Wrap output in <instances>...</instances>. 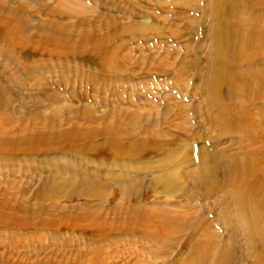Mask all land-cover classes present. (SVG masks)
Here are the masks:
<instances>
[{
    "label": "rangeland",
    "instance_id": "rangeland-1",
    "mask_svg": "<svg viewBox=\"0 0 264 264\" xmlns=\"http://www.w3.org/2000/svg\"><path fill=\"white\" fill-rule=\"evenodd\" d=\"M17 1L26 4L28 0L8 2L15 6ZM35 1L41 3L37 12L31 16L28 9L25 11L32 23L48 18L42 12L44 0ZM47 1V5H54ZM209 1L79 0L102 15L94 20L101 25L98 34L119 33L109 45L110 51L117 49L119 55H129L125 63L121 56L114 59L119 71L110 70L95 53L57 57L26 48L7 58L0 52L1 87L9 76L3 96L17 108L23 101L44 104L40 121H33L25 110L19 117L23 122L16 114L12 116L13 128L33 124L62 129L75 126L82 134L78 144L93 152L0 151V221L6 224L0 225V264H197L184 262L192 256L184 234L175 242L170 239L169 250L160 252L134 232L110 231L123 224V210L135 204L172 208L179 213L191 211L196 216L193 223L200 217L204 225L209 223L218 244L237 238L232 241L230 254L241 255L246 232L239 214L231 202L216 200L223 196L222 191L205 196L197 171L200 155L217 153L219 147H227L230 154L241 143L233 141L230 134L223 136L222 142L214 139L219 135L210 116L215 114L214 98L202 84L207 65L213 61L210 33L214 21ZM112 18L119 23L115 27L110 25ZM132 23L130 30L121 31L122 26ZM75 29L80 32L82 28L77 25ZM1 43L0 39V49ZM25 65L34 74L31 78L24 77ZM84 105L91 109L94 120L83 118L79 110ZM119 110L136 113V121L117 124ZM147 119L152 121L149 125L153 123L149 127L145 126ZM143 125L166 132L158 136L162 145L137 147L134 151L139 158L113 157L104 143L108 130L125 133L137 129L131 131V141L124 138L125 148L132 140L139 143L144 138ZM66 143L60 140L59 147H68ZM164 167L174 173L170 190L155 182V175ZM62 175L103 183L104 194L95 198L78 193L74 184L56 190L50 180ZM91 211L98 217L83 216Z\"/></svg>",
    "mask_w": 264,
    "mask_h": 264
},
{
    "label": "bare ground",
    "instance_id": "bare-ground-1",
    "mask_svg": "<svg viewBox=\"0 0 264 264\" xmlns=\"http://www.w3.org/2000/svg\"><path fill=\"white\" fill-rule=\"evenodd\" d=\"M8 1L0 2V39L3 45L0 52L7 58H12L15 53L26 48L41 51V55L46 53L57 57L95 53L104 65L116 71L119 69L115 66L114 59L117 60V57L121 56L124 63L129 60V55H119L117 49L109 50L110 40L119 33L106 36L98 34L101 25L95 24L94 20H100L102 15L86 8L79 0H46L54 3L52 6L47 5L44 0L42 12L48 18L44 21L39 19L36 23H32V20L25 16V11L28 9L33 16L41 5L39 1L28 0L26 4L24 1H17L15 6ZM209 3L211 19L214 21L210 33L213 61L207 65L202 84L214 98L212 105L215 114L210 116L219 129V135L214 139L222 142L223 136L230 134L233 141L241 143L235 146V150L230 154L227 147H219L217 153L200 155L197 171L205 196L222 191L223 196L216 200L222 204L231 202L239 214L238 218L245 226L246 232V241L244 240L239 251L241 255L230 254L233 249L232 241H238L237 238L232 237V241L229 238L218 244L219 239L211 232L209 223L204 225V219L201 217L193 223L196 216L191 211L179 213L172 208L135 204L134 207L128 208L129 210H123V224L110 228V231L134 232L137 237L148 240L150 245L160 252L169 250L170 239L175 242L178 236L184 234L188 252L192 255L184 262L244 264V260L248 264H264V0H210ZM115 24L119 23L112 18L110 25L115 27ZM77 25L82 28L80 32H76ZM132 27L133 23L122 26L121 31H126V28L130 30ZM23 71L25 78L34 75L26 65ZM8 79L9 76H6L5 86H0L1 152L38 153L67 149L93 153L78 144L82 134L75 126L62 129L55 125L33 124L29 127L13 128L15 117L12 116L16 114L19 118L24 115L25 110L31 114L33 121H40L43 111L41 107L44 104L35 100L31 103L23 101L19 103L18 108L13 106L11 100L3 96ZM68 107L76 110L73 105ZM79 111L84 114L85 120H94L88 106L84 105ZM53 113H56V110ZM116 113L117 124L136 121V113L130 114L120 110ZM78 116L80 117L79 113ZM19 120L23 122L24 118ZM150 122L152 121L147 119L145 126L153 124L149 125ZM145 126L143 125V129H146L144 138L139 143L132 140L125 148L122 145L126 141L124 138L131 141V131L135 132L137 129L132 128L125 133L118 129L108 130L104 143L112 150L111 155L126 159L139 158L134 151L137 147L150 144L157 148L161 146L162 141L158 140V136H165L166 132L147 129ZM114 134L119 135L113 138ZM60 140L68 142V147L60 148ZM182 161H176L177 165ZM169 169L164 167L155 175V182H161L162 187L167 190L174 184V173ZM107 181L109 180H106V184ZM50 183L56 190L67 184H74L78 187V193L95 198L101 196V193L104 194L105 184L85 177L72 179L63 175L60 178L54 176ZM49 196L54 198L52 193ZM96 214L91 211L83 216H87V219L96 218ZM3 224L6 225L0 221V225ZM113 243L114 241H111V244ZM96 254L95 251L94 255Z\"/></svg>",
    "mask_w": 264,
    "mask_h": 264
}]
</instances>
